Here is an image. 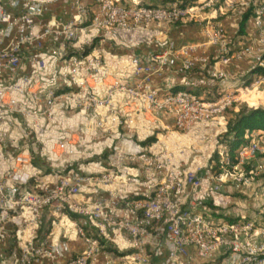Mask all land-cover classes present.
I'll use <instances>...</instances> for the list:
<instances>
[{
    "label": "built area",
    "instance_id": "1",
    "mask_svg": "<svg viewBox=\"0 0 264 264\" xmlns=\"http://www.w3.org/2000/svg\"><path fill=\"white\" fill-rule=\"evenodd\" d=\"M93 2L95 8L85 0H0V241L11 233L17 244L12 253H0V264H264V202L251 219L245 213L236 221L223 216L233 215L235 205L228 182L253 185L240 171L264 152V133L251 134L236 163L221 146L219 173L210 164L182 171L164 140L198 123H227L228 111L250 88L226 67L246 58L254 61L247 74L264 67V2L253 8L257 43L240 49L213 14L251 6L248 0ZM183 20L200 23L206 42L178 45L157 35L155 48L132 52L127 77L112 75L103 92L96 89L106 43L127 46V31ZM256 76L251 86L264 82ZM63 98H78L93 113L80 134L107 135L113 125L117 130L110 133L118 140L105 163L88 162L53 181L52 174L39 176L32 145L41 144L49 161L59 159L54 148L69 151L66 139L54 143L47 137ZM138 115L160 123L170 117L172 124L161 126L167 135L151 145L135 141ZM154 143L161 148L155 151ZM46 216L53 225L56 217L70 219L84 250L63 260L70 243H48Z\"/></svg>",
    "mask_w": 264,
    "mask_h": 264
},
{
    "label": "rangeland",
    "instance_id": "2",
    "mask_svg": "<svg viewBox=\"0 0 264 264\" xmlns=\"http://www.w3.org/2000/svg\"><path fill=\"white\" fill-rule=\"evenodd\" d=\"M256 75L257 74L248 73L241 77L244 80L243 86L248 85L250 89H244V94H240V100L230 110L234 108L237 109L243 103H247L252 107L264 106V82H259L257 85L251 86V82L257 79ZM73 85H75V83L71 82V86ZM56 110L57 118L50 126L47 137L54 143L58 140L66 139L69 142V151L62 152L60 149L54 148L56 153L55 156L57 155L59 159L49 161L47 160L46 154H42L43 156L41 155V144L39 147L38 144L32 145L37 153L34 160H37L38 165L42 169V173L39 174V176L43 177L44 175L52 174L49 176V179L58 181L60 177L67 174L71 168H80L81 165L88 162L97 163L103 161V163H105L110 153V145L116 143L118 140L117 137L110 133L114 126L110 125L107 135L91 133L88 134V136H84L80 134V128L91 119L93 113L89 110L86 111L85 106L80 104L78 98L61 99ZM153 120L154 119L151 118V121ZM224 121L225 119L215 122L214 124L203 125L195 136H192L190 132L180 134L179 138L182 141L179 144H177L176 141L170 142V140L165 137L167 135V130H165V128H157L156 124L152 122L150 123V131L146 133L148 134L147 136L144 135L145 138H143V140L157 136L158 141L165 137L164 140H167L170 144L171 150L174 153L173 155L175 156V161L181 166L182 171L197 168L204 169L206 165L210 164V159L217 149H222L218 138L223 133ZM158 133H162L160 138L158 137ZM33 137L32 139L31 136V139L33 143H36V138L35 136ZM133 139L137 142L142 141V138L136 135ZM161 141L160 145L162 146L163 140ZM160 148V146H156L155 151ZM261 165H264V152L250 159L244 164L240 171L241 177L252 179L253 185L251 187L235 188L232 181L227 184L229 186L228 193H231L236 199H239L238 205H234L235 209L240 208L244 213L249 212L254 216L258 214L259 201L260 198L264 196V168L261 169L258 175H255L256 170L259 169ZM260 204H262V202ZM47 218L49 217L46 216L44 219L47 220ZM251 218L253 217H247V219ZM48 228H50L49 221H46L44 222L43 230L47 231ZM10 241L13 242L12 236Z\"/></svg>",
    "mask_w": 264,
    "mask_h": 264
},
{
    "label": "crops",
    "instance_id": "3",
    "mask_svg": "<svg viewBox=\"0 0 264 264\" xmlns=\"http://www.w3.org/2000/svg\"><path fill=\"white\" fill-rule=\"evenodd\" d=\"M86 3L92 7L95 8L93 0H85ZM122 2L131 3L136 0H120ZM143 4L147 5H173L177 3H182L185 0H139ZM193 1V0H191ZM251 3V6H244V5H238L233 10H228L227 8H221L217 9L214 12V20L221 23L225 33L227 35L228 40L230 41L232 47L234 49H240L243 46L247 45H253L257 43L258 40V32L254 24L253 20V14L246 20L245 22V30L244 32H240L241 28V22L243 20L244 15L251 9L254 8L255 4L264 2V0H248ZM209 12V11H208ZM213 11H210L212 13ZM202 25L195 21H180L179 23L168 26L164 25L162 27H156L153 25L147 30H141V31H127L125 34L128 37L126 40H123L127 46H114L111 43H106L104 46L105 49V66L102 72L97 75L96 77V89L99 92L104 91V86L108 82L110 76L117 75L122 77H127V75L130 72V59L131 54L134 50L137 49L140 53L144 54L147 51H149L152 48H155L154 45H152V41L155 36L162 35L163 37H168L176 41L178 45H182L184 43H204L206 42V36L204 35L202 31ZM139 38V39H137ZM137 40H140L143 42L138 48H135V44ZM134 47V48H133ZM217 50L216 47L208 46L207 51L210 53H215ZM254 61L252 58H246L242 61H235L232 62L230 65H228L226 68L228 69V72L230 73L231 77L233 79H240L241 77L245 76L247 72L251 69ZM159 82V81H158ZM111 121H114L111 118ZM163 124H172V119L170 117H163L162 118ZM221 121V119H217L211 122H205V123H198L192 131H190L192 136H195L198 134V130L203 127V125L206 124H214L215 122ZM115 122V121H114ZM154 122L156 124L157 128L162 129V123L158 122L156 120L151 121V119H147L142 115H138V117L135 119L134 127L138 134H140V138H145L143 134L147 132V130H150V123ZM117 129L114 127V131ZM226 131V122H224V128L223 132ZM175 139L172 141H176L177 144L181 143V139L179 138V135L174 136ZM157 141V140H156ZM157 143H154L153 149ZM83 165H81L82 167ZM225 190L229 192V186H226ZM261 202H264V196L260 198L259 205ZM234 203L235 205H238L239 199H236L234 197ZM258 205V207H259ZM240 206V205H239ZM233 211L234 217H238L241 214L244 213L240 208L235 209L233 206L229 212ZM235 212V213H234ZM245 214L250 217H255L249 212H245ZM231 215V214H230ZM50 219V228H48V235H47V241L50 245H53L55 243L61 242V241H68L70 243V250L66 253V256L62 258L63 260H66V258H69L75 254L81 253L85 248V243L83 239L78 236L75 225L73 224L70 219H67L66 217H56L55 221L56 224H51ZM8 228H11L10 225H8ZM11 236L12 234H7L6 238L0 241V253L4 252L6 254L13 252V244L15 243L14 239L13 242H11ZM1 260V257H0ZM43 264H50V261L45 260Z\"/></svg>",
    "mask_w": 264,
    "mask_h": 264
},
{
    "label": "trees",
    "instance_id": "4",
    "mask_svg": "<svg viewBox=\"0 0 264 264\" xmlns=\"http://www.w3.org/2000/svg\"><path fill=\"white\" fill-rule=\"evenodd\" d=\"M191 0H185L181 4L186 5L191 3ZM253 14V9L249 10L243 17L241 22L240 32L245 30L246 20ZM252 74L264 76V67H257ZM226 131L223 132L218 140L220 146H225V153L230 158L232 163L237 162V150L242 145H246L250 142L251 134L254 131H260L264 133V106L252 107L247 103L241 104L237 109H232L227 113L226 117ZM157 140V136L149 137L143 144L151 145ZM34 163L38 165L37 160ZM210 165H212L216 173L221 172V155L219 148L210 159ZM39 166V165H38ZM71 218H75V214L70 215ZM229 221H236L241 217H234L232 215H223ZM49 231V230H47ZM16 243L12 246L14 249Z\"/></svg>",
    "mask_w": 264,
    "mask_h": 264
}]
</instances>
